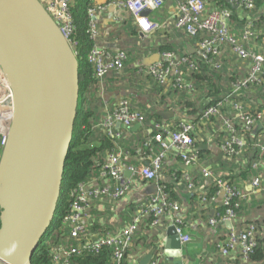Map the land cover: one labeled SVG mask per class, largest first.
<instances>
[{
  "label": "built area",
  "instance_id": "obj_1",
  "mask_svg": "<svg viewBox=\"0 0 264 264\" xmlns=\"http://www.w3.org/2000/svg\"><path fill=\"white\" fill-rule=\"evenodd\" d=\"M73 1L50 0L46 5L79 56L77 48L79 42L76 38L78 25L71 12ZM229 1L241 10L253 11L257 8L256 0ZM168 2L173 5V19H171L175 27L184 31L187 38H196L195 43L189 44V48H193L200 58L218 71L224 69L225 59L230 52L236 62H242L241 67H246V74L240 77L232 70L230 74L234 80L231 83V91L217 103L206 108L198 121L180 118L176 124H173L175 126H172L155 120L152 129H146L148 137L146 146L150 147L146 158L149 164L137 166L127 162L131 150L125 146L118 144L108 149L101 158L100 176L88 178L71 191L69 211L65 214L62 223L67 235L66 241L73 240L77 244L70 248L59 245L53 247L52 257L55 263H60L64 259L63 264H71L70 258L74 255L85 251L99 253L104 248L111 249L114 261L120 263L126 253L133 248L141 220L145 216L153 217L151 223L153 227L162 226L165 219L169 220L176 226L182 243L193 240V237L184 231L182 206L176 201L169 200L161 186L155 194L137 206L134 222L127 226L93 235L88 222L92 218L96 204L104 199L118 201L127 196L135 184L136 177L147 182L159 181L169 151H173L188 169L199 166L201 158L198 137L202 134L203 127L207 125L214 127L216 118H220V131L224 133L220 148L228 156L240 157L247 146L244 135L257 132L258 127L263 126L264 108H261L260 101L250 97L240 100L241 96L251 88L264 86V33L255 26L254 21L257 18L248 20V25L236 32L232 23L233 11L227 7L213 6L210 0H169ZM168 2L166 0H104L89 9L90 21L87 32L91 46L87 58L93 65L94 74L100 83L104 82L112 72L123 74L128 55L119 46L115 49L100 47L106 32L105 24L98 20L99 13H107L108 16L103 21L114 22L117 29L127 20L126 18L131 19L142 38L157 40L159 33L168 29L171 19H161L152 14L163 12ZM146 10L151 12L145 14ZM111 13L114 14L110 16ZM142 20L147 27L141 23ZM113 40L118 41V38L115 37ZM159 56L157 62L146 68H140V72L152 75L167 87L191 89L190 82L183 78L184 72L181 67L188 65L189 68L195 69L196 60L188 56H177L173 52H159ZM13 113L12 90L0 67V147L6 143ZM103 114V118L95 124V128L113 138H122L124 135L123 130L117 128L119 123L122 127L130 128L136 124L144 125L146 121L144 113L133 108L132 99L129 97L121 98L114 106L104 104ZM239 126L243 129V135ZM259 132L264 134V126ZM153 143L159 145L157 152L153 149ZM254 146L260 151V158L252 167L259 171L264 164V143L258 142ZM126 170L132 172L131 177H125ZM213 176L214 172L210 167L202 168L204 182ZM183 180L189 189L197 191L200 179L194 177L190 171L184 172ZM205 185L200 187L199 193L203 203L216 201L224 192L222 204L225 206V213L213 218L211 223L229 220L235 222L238 217L236 209L239 207L236 200L246 199L245 193L221 178H217L216 185L219 189L214 195H210ZM252 185L256 190L264 191L263 172L253 177ZM257 233L258 229L254 223L247 224L241 230L233 227L226 243L221 246V253L229 255L238 245L243 264H250L251 254L257 246ZM149 264H159V260L152 259Z\"/></svg>",
  "mask_w": 264,
  "mask_h": 264
},
{
  "label": "water",
  "instance_id": "obj_2",
  "mask_svg": "<svg viewBox=\"0 0 264 264\" xmlns=\"http://www.w3.org/2000/svg\"><path fill=\"white\" fill-rule=\"evenodd\" d=\"M100 47L117 46L108 42ZM159 59L156 53L143 62L149 66ZM0 67L14 105L0 147V264H33L61 196L78 116L80 61L43 0H0ZM174 113L159 111L165 119ZM124 175L129 178L132 172ZM225 224L233 227L230 220ZM167 234L166 261L183 264V248L196 240L182 243L175 225ZM154 253L140 264H149Z\"/></svg>",
  "mask_w": 264,
  "mask_h": 264
},
{
  "label": "trees",
  "instance_id": "obj_3",
  "mask_svg": "<svg viewBox=\"0 0 264 264\" xmlns=\"http://www.w3.org/2000/svg\"><path fill=\"white\" fill-rule=\"evenodd\" d=\"M256 5L257 8L253 11L240 9V17L241 15L245 17V20H241V18L238 19L239 15L236 14L237 11L234 10L233 5L229 0H216V6L227 7L233 11L232 23H237L236 32L239 29H244L248 25V20H254L257 18H251V16L257 15L258 12H260L259 10L263 9L264 0H256ZM93 6H95L94 0H74L71 5V12L73 14L74 21L78 25L76 38L79 42L77 48L79 51L78 57L80 61L81 83L78 116L75 123L74 138L70 154L66 162L58 207L50 227L46 231L34 253L32 259L33 264H63L64 259H62L60 263L53 262L52 248L58 245L70 248L77 244V242L73 240L66 241L67 235L64 232V226L62 223L65 214L69 211L71 191L76 188L79 183L86 181L88 178L100 176L101 158L108 149H112L118 144L124 146L123 137L113 138L106 132L95 128V124L99 122L104 115L102 111L104 98L102 97V92H106L105 89H107L109 81H122L123 83H126L124 88L127 91H136L139 94L144 95L146 103L141 104L140 107L135 106L132 99V105L133 108H137L144 113L146 117L145 124H150L151 127H153L152 124L155 120L164 122L158 114V106H162L163 103L165 104L168 99L171 101H169L170 106L172 105V107H177L178 111H180L178 120L180 118L191 120L190 117H195L192 121H197L206 108H208L211 104L217 103L225 94L231 91V83L234 80V77H231L226 71V67H224L223 70L218 71L212 68L211 64L206 63L195 52H189V43H195L196 38H187L184 31L175 27L171 16L170 18H172L171 24L173 25V28H168L167 30L159 33L157 40H144V38L140 35L139 29L134 25L131 19L122 22L121 26L117 29L118 31H116V34L119 36L117 41L119 47L123 48L128 55L124 65V73L118 74L117 72H112L105 78L104 82L100 83L94 74L93 65L87 58V54L91 46V40L87 32L90 21L88 11ZM159 13L162 16L161 19L170 16V14L166 11ZM254 23L255 26H257L264 33V30L261 29V25H263L264 28L263 17L255 20ZM148 42L154 43L155 51L173 52L177 56H188L190 59L196 60L197 67L195 69L189 68L188 65L181 67L184 72L183 78L190 82L192 86L191 89L172 88L171 86L167 87V85L160 83L152 75H148L143 71L140 72V68H146L147 66L142 64L141 60L136 62V59H138V56L140 55H137L135 50L137 44L142 45L144 43L147 44ZM143 52H146L147 55L149 49L148 51L143 50ZM263 91L264 86L251 88L250 91L245 92L241 96L242 99L240 100L250 97L256 99L257 101L264 102V94H262ZM174 122L167 123L165 121L164 123L175 126L173 124H176L177 121L175 123ZM262 123L264 125V121H262ZM215 124L217 126L220 124V118H216ZM239 129L240 133L243 135L242 127L239 126ZM218 131L224 135V133L219 129ZM143 136L146 140L148 139L145 134ZM244 136L246 138L247 146L242 155L240 157L226 155V158L230 163L240 164L239 172L241 174L248 173L251 170L256 171L253 169L252 165L260 158V151L254 145L258 142L264 143V134L259 131L247 133ZM200 138L201 136H199L198 139ZM154 150H156L155 147ZM199 154L202 159L203 151L200 150ZM211 170L214 172V176L208 178L205 185L206 189L209 190L210 195H214L219 189L216 185L217 178H221L229 184L238 187L234 178H232L229 173L217 172L213 169ZM261 172L264 173V164L261 165V169L259 171H256L255 175H258ZM183 174L184 171H177L171 175V180L173 179V182L177 184L182 183ZM196 178L201 179V176L198 175ZM160 179V186L164 188L169 200L176 201L180 204L177 198L174 197V194H172V191L174 190L172 189L171 180H167L163 171ZM199 196L200 194L198 193H195L193 196L195 202L197 203L201 201V199L198 198ZM244 201L245 199L236 200V202L239 203V207L236 209L238 217L244 206ZM210 203L220 204L221 208L219 214L223 215L225 213V206H223L222 202L216 200L214 202L211 201ZM203 204L207 205V203ZM136 214L137 212L135 213L131 223L134 222ZM152 220V216L143 217L140 223L141 226L137 233L142 232L144 229L147 230L146 236H149L150 238L143 240L146 245L145 247L154 249L155 253L153 259L159 260V264H164L162 248L160 247L158 238L160 234L159 230L164 225L165 221L162 226L153 227L151 224ZM184 222L186 224L189 221L187 222L184 218ZM88 223L90 231H97L98 223L91 221ZM249 223L256 224L258 229V233L256 235L257 246L251 254L249 262L250 264H264V225L259 218H255L248 220L239 230L243 229ZM101 231V233H105L112 231V229H102ZM216 244L219 245V242ZM133 248L126 253L124 259L120 263L114 261L112 257V250L109 248H104L99 253L85 251L81 254L74 255L70 258V263L130 264L128 256ZM237 257L242 261L240 253L237 254ZM223 258L227 260V256H222V259Z\"/></svg>",
  "mask_w": 264,
  "mask_h": 264
},
{
  "label": "crops",
  "instance_id": "obj_4",
  "mask_svg": "<svg viewBox=\"0 0 264 264\" xmlns=\"http://www.w3.org/2000/svg\"><path fill=\"white\" fill-rule=\"evenodd\" d=\"M43 1L44 3H47L50 0ZM103 1L104 0H94V4H98L99 2ZM210 3L213 6H216V0H210ZM233 8L237 11L236 14L239 15L240 9L236 6H233ZM165 11L170 14L169 19H171L170 17L172 16L173 5L170 2H168V4L165 6L163 12ZM260 11L262 12H258V14L255 16L252 15L251 18L257 17V19H259L263 17L264 24V7L262 10L260 9ZM113 14L114 13H111L110 16H112ZM106 16H108L107 13H99L98 15V20H101V22L105 24L106 32V37H103L101 43L114 42L116 43V46H119L117 41L113 40L115 37H119L116 34V31H118L116 25L114 22V24L107 22L105 23L103 19H105ZM240 18L241 20H245V17H243L242 15L241 17L239 15L238 19ZM236 26L237 23L234 22V30H237ZM261 29L264 30L263 25H261ZM106 48L114 49L108 47ZM154 48L155 47L153 42H148L147 44L144 43L142 45L137 44L135 52L140 56H138L136 62L141 60L142 64H144L143 61L145 58L150 57L156 53L159 54V52L155 51ZM148 49L149 52L146 55V52H143V50L148 51ZM225 67L227 68L226 71H229L231 73V71L233 70L240 77L245 76L247 71L246 67H241L240 63L235 61L230 52L228 53V58L225 59ZM230 73L229 75L231 76ZM125 86L126 83H123L122 81H109L108 87L107 89H105L106 92L102 94V97H104L102 105L107 103L111 106H114L118 100L124 97L133 99L135 106L140 107L141 104L146 103V98L143 94H139L136 91H127L124 88ZM262 94H264V91L262 92ZM169 101L170 100L168 99L165 104L163 103L162 106H158V114L159 111L162 110H173L175 112V116L170 119H165L159 114L164 122L166 121L167 123H173L174 121L176 122L178 120L180 111H178L177 107H172V105L170 106ZM260 104H262L261 108H263L264 102H260ZM190 118L191 120H193L195 117ZM263 126H259L258 131H260ZM118 129H122L124 132V146L131 150V156L130 158H127V162L135 164L137 166L149 164V160L146 157L150 152V147L148 148L146 146L147 140L143 135H146V129H152L151 125L144 124L138 128H136V125H134L130 128L119 127ZM218 129L221 130V122L220 124H218V126L215 124L214 127L212 125L203 127L202 134L200 135L201 138L198 139V147L201 151H203L199 166L188 169V167L185 166L184 162L179 157H177L173 151H169L168 156L164 161L163 172L167 180H171V175L177 171H190L194 177H197L198 175L201 176V179L199 178L200 182L198 183L197 191L189 189L187 183L184 180H182V183L179 184L174 183L173 179L171 180L172 189L174 190L172 191V194H174V197L177 198V200L180 202V205L182 206L181 214L183 215V218H185L187 222L189 221L185 224L184 231L186 234L191 235L193 237V240H196L195 242L188 243L187 246L183 248V264H243V262L237 257V254L240 253V246L237 245L235 250H232L229 255H222L220 253L221 246L226 243V240L228 239V236L233 227L236 229H240L248 220H252L255 218H259L264 225V191L256 190L252 185V179L255 176L256 171L251 170L248 173L241 174L239 172L240 164L230 163L229 160H227L226 155L224 153H220V143L224 140V135L221 134ZM200 146L202 148H200ZM153 147H155V151H158V143H153ZM204 166L210 167L217 172L229 173V175L234 178V181L238 185V187L246 195L244 206L240 211L239 217L235 220V222H233L232 228H229L225 224V221H220L215 224L211 223V220L213 218H217L219 216V211L221 208L220 204L207 203L206 205L203 204L202 201H199L198 203L195 202L193 198L195 193H200V187L207 183V181L204 182V180L202 179V168ZM160 182L161 179L159 181L155 180L147 182L139 177H136L135 184L127 196L118 201L104 199L96 204L91 215L92 218L90 219L91 222L98 223L97 231H92L93 235H99L102 232V229L116 230L120 227L129 225L133 220L135 213L137 212V206H139V204L146 198L157 192L158 187L160 186ZM223 196L224 194L222 192L218 196L217 200L219 202H222ZM171 225L172 224L169 222V220L165 219L164 225L159 230L160 234L158 240L160 247L162 248V257L164 264H171L166 261V256L164 253L165 243L168 237L167 230ZM146 235V229L142 230V232L140 233H137L133 244L134 248L132 251H130V254L128 256L130 264H140L141 259L146 254L154 250L149 249V247H145L146 245L143 240L150 238ZM217 242H219V245L216 244ZM222 256H227V260H225L224 258L222 259Z\"/></svg>",
  "mask_w": 264,
  "mask_h": 264
},
{
  "label": "rangeland",
  "instance_id": "obj_5",
  "mask_svg": "<svg viewBox=\"0 0 264 264\" xmlns=\"http://www.w3.org/2000/svg\"><path fill=\"white\" fill-rule=\"evenodd\" d=\"M152 16H158V17H162L161 15H160V13L159 12H154L153 14H152ZM166 18H169V16H167ZM127 20H128V18H126ZM170 24H171V21H170ZM169 24V27L168 28H173V25L171 24L170 25ZM238 63H240V64H242V62H238ZM228 72V74L230 73L229 71H227ZM102 111H103V105H102ZM103 118V117H102Z\"/></svg>",
  "mask_w": 264,
  "mask_h": 264
},
{
  "label": "snow or ice",
  "instance_id": "obj_6",
  "mask_svg": "<svg viewBox=\"0 0 264 264\" xmlns=\"http://www.w3.org/2000/svg\"><path fill=\"white\" fill-rule=\"evenodd\" d=\"M142 24H144L145 27H147V24L142 20L141 21Z\"/></svg>",
  "mask_w": 264,
  "mask_h": 264
}]
</instances>
